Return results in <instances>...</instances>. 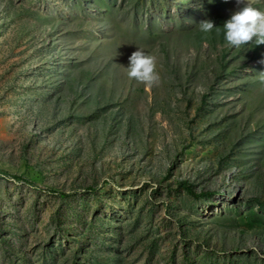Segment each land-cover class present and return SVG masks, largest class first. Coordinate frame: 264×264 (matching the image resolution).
<instances>
[{"label":"rangeland","instance_id":"obj_1","mask_svg":"<svg viewBox=\"0 0 264 264\" xmlns=\"http://www.w3.org/2000/svg\"><path fill=\"white\" fill-rule=\"evenodd\" d=\"M238 6L0 0V264H264V42L224 39Z\"/></svg>","mask_w":264,"mask_h":264},{"label":"clouds","instance_id":"obj_2","mask_svg":"<svg viewBox=\"0 0 264 264\" xmlns=\"http://www.w3.org/2000/svg\"><path fill=\"white\" fill-rule=\"evenodd\" d=\"M239 5L223 21L224 39L228 44L238 46L252 39L255 44L264 42V12L253 7L248 0L242 2L237 0ZM211 19L199 21L202 31L213 27ZM128 75L147 83L155 82L158 77L154 72V57L147 54L143 49L136 47L127 57ZM264 62V60H262ZM258 78L264 81V69L258 73Z\"/></svg>","mask_w":264,"mask_h":264},{"label":"trees","instance_id":"obj_3","mask_svg":"<svg viewBox=\"0 0 264 264\" xmlns=\"http://www.w3.org/2000/svg\"><path fill=\"white\" fill-rule=\"evenodd\" d=\"M222 25H223V24H221V20H220V22H219V27H221ZM37 176H38V175H34L33 178L35 179V178H37Z\"/></svg>","mask_w":264,"mask_h":264}]
</instances>
